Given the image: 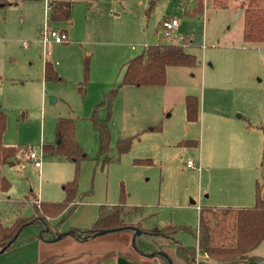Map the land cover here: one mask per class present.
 Returning a JSON list of instances; mask_svg holds the SVG:
<instances>
[{
	"label": "rangeland",
	"instance_id": "obj_1",
	"mask_svg": "<svg viewBox=\"0 0 264 264\" xmlns=\"http://www.w3.org/2000/svg\"><path fill=\"white\" fill-rule=\"evenodd\" d=\"M6 1L5 7L0 6V109L7 115L3 142L20 147L24 158L2 167L12 186L0 197V218L5 223L35 213L33 204L18 208L15 203L31 191L41 202H61L66 197L65 185L73 180L76 163L43 151V145L58 142L59 117L74 119L75 138L86 155L80 163L77 198L99 207L114 206L125 195L128 207L142 209L127 221L148 229L185 226L190 230L177 235L184 245L197 243L201 199L211 192V201L206 202L228 206L215 200L222 197L223 178L253 184L258 179L264 195V44L244 41L240 1L231 0L226 9L206 2L204 13L190 18L183 10L194 9L196 0H98L92 4L73 0L72 24L53 25L68 31L60 44L44 43L39 35V27L50 22L51 0ZM166 17L179 20L169 38L160 29ZM186 36L192 40L186 51L196 55L198 66L170 67L165 85L125 86L111 108L102 103L111 89L118 88L124 64L144 52L140 44L181 43ZM118 49L127 54L114 55ZM48 60L62 80H45ZM87 67L89 82L83 84ZM188 95L200 99V117L194 123L186 117ZM95 121H107L110 151L106 154L100 152ZM125 137H132V146L118 154L117 142ZM187 141H198V146L186 147ZM32 150L43 152L42 167L36 168L27 157ZM107 158L110 163L104 166ZM189 159L197 167H187ZM79 209L63 224L86 228L82 225L89 224V209L85 213ZM38 231V225L26 228L19 241ZM120 233L131 235L133 241L131 232ZM153 240L163 245L173 264H184L175 255L174 241ZM19 247L0 255V264H18L27 255L26 248L18 252Z\"/></svg>",
	"mask_w": 264,
	"mask_h": 264
},
{
	"label": "trees",
	"instance_id": "obj_2",
	"mask_svg": "<svg viewBox=\"0 0 264 264\" xmlns=\"http://www.w3.org/2000/svg\"><path fill=\"white\" fill-rule=\"evenodd\" d=\"M89 4L98 0H86ZM231 0H196L194 9L183 10V15L194 18L204 13L205 3L226 9ZM244 11L243 39L254 45L264 44V0H238ZM6 0H0V6L7 5ZM50 26L57 23L69 22L72 19L73 0H53L50 3ZM183 7V6H182ZM191 37L186 36L181 43H158L149 45L144 52L127 61L123 68V77L118 88H113L105 95L103 104L109 108L119 92L125 86H163L167 82V72L170 67H189L199 65L196 55L188 53L186 46L191 43ZM89 69L86 68L83 84L89 82ZM47 82L62 80L52 61H47L44 69ZM82 91L83 89L80 88ZM186 117L188 122L194 123L200 117V99L195 95L185 98ZM109 109V117H110ZM95 127L100 132V152L110 151V133L107 121H95ZM55 145H43V151L50 157L67 158L76 163L75 175L72 181L65 185L66 197L61 202H41L31 191L25 200L16 203L18 208L28 203L33 204L35 213L31 216H17L13 221L5 223L0 218V255L16 245L20 234L32 225H38L37 237L44 242H54V238L72 236L78 241L92 240L102 231L106 234L131 232L132 246L136 252L149 257H159L165 264H173L172 257L166 253L163 245L154 241L153 237L170 239L176 243V254L185 264H264V258L252 256V253L264 240V196L263 185L257 182L255 203L249 207H208L203 206L199 212L198 245L187 246L177 240L182 231H189L185 226L169 225L151 229L144 228L140 223L132 224L128 218L134 216L141 207L130 208L126 205L125 195L114 206L101 205L97 220L86 228L71 227L61 231L65 219L76 209L80 202L77 198L80 163L86 155L75 138V121L71 118L59 117L56 122ZM7 129V115L0 109V197L11 189V182L2 174V167L15 165L24 158L20 147L5 145L3 136ZM155 130V128H152ZM186 147L198 146V141H187ZM132 146V137L119 138L117 153L127 152ZM111 158L105 159L104 166ZM149 162V161H147ZM53 220H58L52 224ZM137 230L140 232L137 233ZM197 233V232H196ZM104 234V235H106ZM196 235V234H195ZM161 250V251H160ZM200 254V258L198 256ZM171 262V263H170Z\"/></svg>",
	"mask_w": 264,
	"mask_h": 264
},
{
	"label": "crops",
	"instance_id": "obj_3",
	"mask_svg": "<svg viewBox=\"0 0 264 264\" xmlns=\"http://www.w3.org/2000/svg\"><path fill=\"white\" fill-rule=\"evenodd\" d=\"M52 1L53 0H51V2ZM48 2L49 4L51 3L50 1ZM69 23L72 24V19L69 21ZM41 28L42 27H39V35L41 32ZM64 31L66 32L68 37V31L67 30ZM149 45L150 44L148 43H144V44H140V47L143 50H145V48ZM131 48L132 50L136 49L135 46H131ZM120 50L121 49L113 51V54L114 55H116L117 53L127 54V51H120ZM131 56H128V58ZM36 168H40V167H36ZM237 179L238 178H223L225 186L219 190V194H222V197L218 195V197L215 199L216 201H222L221 203H226V205L228 206H214L212 204L216 202H206V201H211L210 198L211 192H210L209 195L205 197V200L204 199L200 200L199 206L197 207L198 211L200 212V208L203 206H208V207L253 206L255 203L256 185L257 182H259V180L257 179L256 182L253 184V182L251 183V181L250 182L248 181L247 183H243L241 180H237ZM212 180H214V177L212 178ZM208 190L209 188L207 187V191ZM84 203L85 202L83 201L78 202L76 208L80 206L79 211L81 210L82 213H85L89 209V217H88L89 224L82 225V227H89L92 221L97 220L100 205L99 207H96V206H89ZM192 203L193 205H196L195 201H193ZM138 206L139 205H134L132 207H138ZM53 222L57 223L58 220H53ZM71 227H78V226L63 224L61 231L62 232L67 231ZM198 228H199V224L196 229L197 233L195 235L197 239L196 246L198 245ZM20 236L16 241L15 246H21L19 247V249H17L18 252L26 248L27 255L20 258L18 264H162L160 263V260L156 257L144 256L134 251L131 247L132 237L131 235L126 233H111V234L101 235L92 240L85 242L78 241L76 238L72 236H68V237L60 238L51 243L44 242L43 240L39 239L37 235L36 236L33 235L31 238L19 241ZM15 246L14 249H16ZM7 252L8 251L4 253ZM175 255L177 256L176 252ZM250 255L264 258V240L252 253H250ZM198 256L200 258L199 253ZM197 264H203V263H199V259H198ZM239 264H250V263L244 262Z\"/></svg>",
	"mask_w": 264,
	"mask_h": 264
},
{
	"label": "built area",
	"instance_id": "obj_4",
	"mask_svg": "<svg viewBox=\"0 0 264 264\" xmlns=\"http://www.w3.org/2000/svg\"><path fill=\"white\" fill-rule=\"evenodd\" d=\"M48 9L50 11L51 6L48 4ZM179 21L176 18L166 17L163 19L160 25L161 34L163 37L169 38L172 37L174 33V29L178 26ZM41 40L44 43H64L67 39V34L64 30H57L50 26V23L47 22L45 26L41 28L40 32ZM42 153H38L36 151H30L27 157L34 161L36 167L42 166ZM187 167L195 168V162L192 160H188L186 163Z\"/></svg>",
	"mask_w": 264,
	"mask_h": 264
},
{
	"label": "water",
	"instance_id": "obj_5",
	"mask_svg": "<svg viewBox=\"0 0 264 264\" xmlns=\"http://www.w3.org/2000/svg\"><path fill=\"white\" fill-rule=\"evenodd\" d=\"M108 231H102V232H100L99 233V235L101 236V235H104V234H106ZM137 233L139 234L140 232L137 230ZM61 238V236H59V237H57V238H54V241H56V240H58V239H60ZM171 263V262H170Z\"/></svg>",
	"mask_w": 264,
	"mask_h": 264
}]
</instances>
